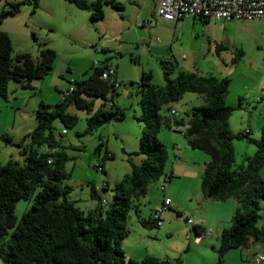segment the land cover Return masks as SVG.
I'll return each instance as SVG.
<instances>
[{"label":"rangeland","instance_id":"rangeland-1","mask_svg":"<svg viewBox=\"0 0 264 264\" xmlns=\"http://www.w3.org/2000/svg\"><path fill=\"white\" fill-rule=\"evenodd\" d=\"M13 1L18 0H0V8ZM116 1L122 5L121 9L104 5L103 17L94 21L90 20L88 10L76 7L69 0H38L33 13L31 4L25 3L16 14L0 23V30L11 40V57L29 53L36 60L38 44L56 53L51 68L42 78L30 80L25 87L10 80L7 98L0 96V135L6 134L13 141L29 142L28 134L36 126L35 110L39 102L50 106L60 102L66 90L75 81L86 78L96 63L108 61L115 69L119 86L113 101L122 110V119H111L90 133L84 132L89 112L69 104L65 111L76 116L75 124L65 128L58 119L52 122L58 148L69 157L64 165L67 176L60 181L61 187L67 188L66 199L84 213L99 208L102 215L112 200L114 185L130 172L128 160L139 164L143 159L138 153L142 124L133 118L140 115L136 82L141 72H150L151 82L157 87L165 84L163 62L170 68V78L179 71L226 77L229 83L224 99L233 109L228 117L231 130L250 128V135L258 138L264 117L263 21L234 20L231 30L238 35L228 38L221 48L202 35L207 22L191 17L175 22L162 19L156 14L155 0ZM100 103V99H94V107ZM204 104L203 95L189 91L173 102L161 104L156 139L165 148L163 174L147 183L144 193L131 198L132 207L126 217L128 234L120 245L126 259L140 260L150 255L174 262L181 256L189 264L193 253L189 219L204 224L210 230L206 235L210 236L216 228L219 232L229 225L236 198L233 195L224 200L205 198L201 177L209 155L192 148L183 135L188 128L190 109ZM169 108L176 110L182 119L181 131ZM201 137L214 144L211 129L204 130ZM99 142L102 145L95 150ZM232 146V168L245 167V158L254 153L255 146L244 139L232 140ZM105 150L110 157L103 158ZM7 160L21 164L23 156L18 147L0 138V163ZM100 161L103 167L99 166ZM169 173L170 179L164 180ZM256 174L264 175V164ZM91 184L96 188L95 196L90 193ZM165 197L169 198L170 206L161 213V225H143L140 221L147 220ZM31 203V199L15 203L13 213L17 221ZM259 207L255 226L264 232V200L259 202Z\"/></svg>","mask_w":264,"mask_h":264},{"label":"trees","instance_id":"trees-1","mask_svg":"<svg viewBox=\"0 0 264 264\" xmlns=\"http://www.w3.org/2000/svg\"><path fill=\"white\" fill-rule=\"evenodd\" d=\"M69 1L80 9L88 10L93 21L103 17L104 5L122 8L116 0ZM25 3L31 4V13L38 6V0L6 2L5 7L0 8V23L16 14ZM202 21L206 23V20ZM31 36L35 39L33 34ZM38 47L36 60L29 53H18L11 57V40L0 30L2 98H7L10 80L25 87L30 80L42 78L51 68L56 57L55 51L43 44H38ZM165 64L162 63L164 86H155L151 82L150 72L144 71L136 82L140 115L133 118L142 124L138 153L143 155V159L139 164L128 160L130 172L114 185L112 200L104 215L99 208L83 213L66 199L67 188H62L60 181L67 176L64 165L69 157L58 148L52 122L58 119L65 128L75 124L76 116L65 111L69 104L89 112L84 132L90 133L111 119L120 120L124 117L113 101V96L117 94L114 82L101 78L102 73L110 67L108 61L93 65L92 72L86 78L75 81L72 90L63 94L61 101L55 105L39 102L35 110L36 126L28 134L27 144L22 140L13 141L6 134L0 135L6 143L18 147L23 156L21 164L12 160L0 163L2 264H180L179 259L171 262L150 255L140 260L126 259L120 245L128 234L126 217L132 207V196L144 193V186L163 174L166 154L163 144L156 139L160 126L158 110L161 104L175 101L186 91L205 97L204 105L190 109L188 128L183 133L192 148L203 150L209 155L201 177L203 195L214 200L237 195L230 223L220 231L215 264H222L223 255L241 246L248 238L264 242L263 230L255 226L259 202L264 200V177L256 174L264 164V117L259 138H253L248 130L232 132L228 117L233 109L224 102L229 79L183 71L170 78V68ZM97 98L101 103L94 107V99ZM206 129L212 130L214 144L201 137ZM234 139H244L256 148L251 156L245 158V167L237 169L232 168ZM101 145L99 142L95 150ZM110 156L105 150L103 158ZM99 166L103 167V161H100ZM166 176L169 180L171 174ZM90 193L96 195L93 184ZM29 199L32 200L29 209L17 221L13 213L15 203ZM140 222L149 227L155 226L151 218ZM193 229L196 230V226Z\"/></svg>","mask_w":264,"mask_h":264},{"label":"built area","instance_id":"built-area-1","mask_svg":"<svg viewBox=\"0 0 264 264\" xmlns=\"http://www.w3.org/2000/svg\"><path fill=\"white\" fill-rule=\"evenodd\" d=\"M155 11L162 19L173 22L184 17H191L198 20L213 19L226 21L264 19V0H157ZM101 78L114 82L115 88L119 86L116 80V71L111 66L102 73ZM71 90L72 85L64 94ZM169 113L172 115L177 129L181 131L183 125L180 122L181 118L177 116V111L169 108ZM167 179L168 177L165 176L164 180ZM102 202L104 203L103 200ZM169 206V198H164L153 210L149 218L154 221L155 226L159 227L161 225L160 214ZM188 221L194 225L192 219ZM207 232H210V230L196 234L195 240L198 242ZM252 259L257 264H263L264 252L257 251L252 253Z\"/></svg>","mask_w":264,"mask_h":264},{"label":"crops","instance_id":"crops-1","mask_svg":"<svg viewBox=\"0 0 264 264\" xmlns=\"http://www.w3.org/2000/svg\"><path fill=\"white\" fill-rule=\"evenodd\" d=\"M156 4H157V0H155V2H154V6L155 7H156ZM260 20L264 22V19H260ZM200 21L202 22V20H200ZM233 21L234 20H231V21L213 20V19L206 20L207 24L203 25L202 35H206V38L208 40L209 39L213 40L214 43H217L218 45H220L221 48H223V47H225L223 43L228 41L227 40L228 38H233L234 34L238 35V33L235 30H231V26H232V22ZM238 44L241 45L240 43H237V45ZM262 50L264 51V47L262 48ZM239 52H241V50H239ZM116 77H117V73H116ZM224 102H225V99H224ZM247 125H248V123H247ZM228 126H229V124H228ZM229 129L231 130L230 126H229ZM245 130L246 131L248 130L249 132H251L250 128H245ZM232 132H234V131H232ZM253 138H257V137H253ZM261 177H264V175H262ZM101 187L103 188L104 186L102 185ZM231 196H229V198ZM233 196L236 198L235 204H237V197H236L237 195H233ZM165 198H167V197H165ZM184 208H185V210H188L187 207H184ZM89 211H92V210H88V212ZM160 219H161V214H160ZM193 224L194 225L191 224L192 233H191V236H190L191 237V241L190 242L192 244V249H193V251L192 250L191 251L193 253L190 256L189 264H215L216 260H217L216 250H217V248L219 246V235H220V231L224 227L221 228V230L219 232H218V228H216V230L213 232V234L211 236L210 235H206L208 232L205 233L200 238V240L197 242L195 240L196 234H200L203 231H206V228H205L204 224L198 223L196 221H193ZM193 226H196V230L193 229ZM213 238L216 241V243L213 240ZM254 242H255V245L253 244ZM257 242H260V243H257ZM189 247L190 246L188 244V248ZM234 249H235V251H230V250H232V249H230V250H228L225 253V255H224L225 258H224L222 264H257L252 259V253L257 252V251L264 252V242L255 241V240H253L251 238H248L241 246H239L237 248H234ZM187 250L190 251V248L187 249ZM147 256H149V255H147ZM179 257L181 258V256H179ZM180 258H177V259L180 260V264H185L184 263L185 259L184 258L180 259ZM132 260H136V259H132ZM163 260H168V259L166 258V259H163ZM168 261H170V260H168Z\"/></svg>","mask_w":264,"mask_h":264}]
</instances>
